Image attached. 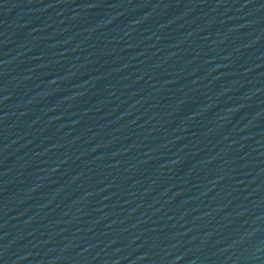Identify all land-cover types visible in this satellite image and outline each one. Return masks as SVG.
<instances>
[{
    "label": "water",
    "instance_id": "95a60500",
    "mask_svg": "<svg viewBox=\"0 0 264 264\" xmlns=\"http://www.w3.org/2000/svg\"><path fill=\"white\" fill-rule=\"evenodd\" d=\"M0 264H264V0H0Z\"/></svg>",
    "mask_w": 264,
    "mask_h": 264
}]
</instances>
